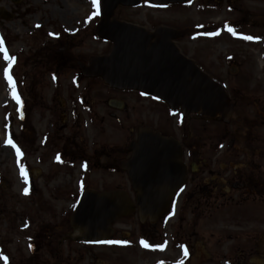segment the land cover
Wrapping results in <instances>:
<instances>
[{"label":"rangeland","instance_id":"374dc122","mask_svg":"<svg viewBox=\"0 0 264 264\" xmlns=\"http://www.w3.org/2000/svg\"><path fill=\"white\" fill-rule=\"evenodd\" d=\"M148 6L144 2L136 9L118 8L115 16L152 27L153 20L145 23ZM0 7L14 15L11 20L0 19V40L8 55L15 57L10 75L21 100L17 104L12 97L3 75L7 62L0 52V264H126L130 260L152 264L155 258L172 254L170 248L165 252L152 248L151 253L142 249V224L135 213L115 226L125 232L115 237H126L127 243L79 244L64 237L71 233L69 217L83 189L115 190L122 184L131 190L126 175L98 162L101 144L114 143L124 149L129 146L132 130L141 125L169 130L174 116L180 115L188 131L195 125L200 128L197 120H189L180 111L176 114L148 96L142 102H132L129 95L108 92L102 80L83 77L79 67L112 48V43L99 39L94 23L86 25L99 16L93 15L91 0H21L17 4L1 0ZM246 7L251 16H264V0H249ZM184 16L193 31L200 26L205 30L180 40L179 45L223 88L231 114L223 123L220 118L201 123L206 129H194L197 133L192 141L202 145L211 139L216 144V139L225 138L224 150L213 152L229 156L231 175L246 177L260 172L264 178V25L234 28L233 35L224 29L223 22L236 23L238 12L219 9L199 13L196 9L185 11ZM157 24L162 23L156 20ZM232 69L236 72L231 73ZM88 87L102 91L98 94V114L106 119L87 126V115L77 99ZM118 97L130 105L119 114L121 123L107 117L111 111L106 100ZM164 109L166 116L161 115ZM139 113L147 118L137 120ZM46 134L52 135V141L46 140ZM7 139L21 155L5 143ZM64 147V156H60L58 152ZM259 183L264 184V179ZM248 188L255 191L249 181ZM144 234L149 244L167 243L166 234L161 238L147 231Z\"/></svg>","mask_w":264,"mask_h":264},{"label":"flooded vegetation","instance_id":"af4514ba","mask_svg":"<svg viewBox=\"0 0 264 264\" xmlns=\"http://www.w3.org/2000/svg\"><path fill=\"white\" fill-rule=\"evenodd\" d=\"M144 2L149 5V14H146L145 23L149 24L153 20L152 27H147L143 24L140 25L132 22L130 19L126 20L120 17H116L117 20L128 23L131 22L139 27L142 26L151 34H157V32L163 28L173 31L172 33L176 34L173 43L179 48L181 54L185 58L191 60L192 58L185 53V49L180 47V40L183 41L187 36L197 35V33H204L205 29L202 30L200 26L193 31V29L189 27V24L185 23V11L198 9L199 13H207L221 9L223 12L229 10L238 12L239 18L237 21H234L236 23H233L231 20L224 21V29L226 26H231L233 29H241L244 26L252 27L253 25H258L257 22H250L252 16L246 7V3L249 2V0H191L165 3L162 5H156L151 2V0H141L140 4ZM118 8L128 9L124 6H119ZM102 16V10H100V14L96 19L97 21L86 22V25L90 26L94 23V27L97 29L98 33L99 24L103 19ZM163 16L166 19L161 21L160 18H163ZM156 20L162 24L156 25ZM201 25H203V23ZM99 39L103 40L107 45L111 44L110 40L102 39L101 37H99ZM109 50L111 51V49ZM110 51H108L106 55H108ZM89 62V64L87 62L84 66L79 67L80 72L83 73V77L86 80L100 79L107 87L108 92L116 91L125 96L129 95V97H132V102L134 101L135 103L136 100L139 102L144 101L148 96L138 91L117 89L109 86L100 76L97 77L90 72L92 63L91 60ZM99 92L102 91H100V89L97 90L95 87H88L78 95L79 97L77 100L82 110L87 115V126L90 123H95L96 121L102 122L100 120L104 121L106 119L104 115L99 116L98 114ZM76 104L75 99L73 102L74 108H76ZM139 104L144 106L145 103ZM166 105L172 112H176V114L180 111L184 114V117H187L189 120L191 118L196 119L200 128L195 125V131L197 129L199 130L198 132H201V130L206 129V127H201L203 126L201 123H206L208 119L202 114L188 115L181 109L174 110L168 104ZM106 106H108L111 111L107 114V117H109L110 120L112 119L117 121V123H121L123 117L119 114L125 111L130 105L129 102L125 101L124 97H118L107 99ZM161 115L166 116L167 110L164 109V111H161ZM145 118H147L145 114L137 116V120H143ZM25 120L26 119L22 121ZM173 121V126L169 130L150 127H152L155 132L158 131L163 137L174 138L180 143L183 148L182 158L187 169V179L184 186H182L174 196L171 207L165 213L161 214L160 218L155 223L146 222L142 224L140 222L142 224V226H140V240L144 239L148 242V240L144 238V233L146 231L149 234L155 233L158 235L157 238H161L166 234L167 243L163 244L164 248L162 251H169V248L170 251H174L168 256L155 258L152 264H161V262L162 264H181V262L182 264H264V184L259 183L264 178L261 177L260 172L258 174L251 173L253 177L249 178L248 176L251 174H248L246 177L236 176L234 178L233 175H231L233 170L230 166L229 156H223L213 152L214 150H218V152L224 150L226 146L224 143L225 138L222 140L216 139L218 141L216 144H213V141L210 139L206 144L200 145L198 142L192 141L197 132H195L194 129H188L187 131V127L180 119V115H175ZM220 121L223 123L225 120L220 119ZM145 126L149 125L145 124ZM145 126L141 125L139 128ZM139 128L136 131L135 129L132 130L129 146L124 149H120L118 145L114 143L112 145L101 144L99 146L101 154L98 162L100 165L105 168H111L112 171L117 170V172H122L124 176H127L129 183H131L129 174L122 170V163L132 156V152L129 148L131 143L138 141ZM45 136L46 140L49 139L52 141V135L49 136V134H46ZM65 149V147L61 148L58 152L60 156L63 155L61 151ZM97 158L98 157L95 156V159ZM247 179L253 184L255 191L253 189H247ZM85 189L96 188L86 187ZM115 189L127 192L133 200H136L138 196V192L134 191L132 183L130 191L122 184H119ZM257 189L260 190L258 191ZM235 196L236 199H233ZM176 203L177 205L175 206ZM134 213L137 215V212ZM121 219L125 218H118L116 220L112 225L113 233L106 241H113L114 239H120V241L128 240L126 237H115L117 234H125L124 231H118V229L115 228L118 223L117 221ZM70 230L71 233L65 234L64 238L77 243L74 240V238L78 237L77 232L71 227V224ZM129 234H131V232H129ZM158 244H160V242H158ZM181 245L187 250L188 255L186 257ZM142 249L145 248L142 247ZM146 250L148 253L153 251L152 248ZM111 259L114 260L113 255ZM130 261L131 262H127L126 264H135V261ZM108 264H114V262L109 261Z\"/></svg>","mask_w":264,"mask_h":264},{"label":"water","instance_id":"95a60500","mask_svg":"<svg viewBox=\"0 0 264 264\" xmlns=\"http://www.w3.org/2000/svg\"><path fill=\"white\" fill-rule=\"evenodd\" d=\"M20 1L13 0L16 4ZM139 2L101 0L104 19L99 25L100 34L114 44L109 56L92 61L90 72L114 88L156 96L173 108L181 107L186 114L201 112L211 118L219 115L223 105L228 107L225 91L180 53L172 42L175 35L171 30L158 31V38L153 40L155 35L142 27L111 21L119 5L137 6ZM12 17L0 8V19L7 21ZM251 21L263 25L264 17H252ZM138 138L130 145L131 158L122 163V170L128 172L133 189L138 192L135 202L127 192L118 189L84 191L70 217L71 227L80 233L75 241H105L113 233L112 224L136 210L142 223L156 222L186 182L180 143L149 126L140 128Z\"/></svg>","mask_w":264,"mask_h":264},{"label":"snow or ice","instance_id":"6c2138e0","mask_svg":"<svg viewBox=\"0 0 264 264\" xmlns=\"http://www.w3.org/2000/svg\"><path fill=\"white\" fill-rule=\"evenodd\" d=\"M91 4H92V7L95 9L93 15H99L100 14V0H91ZM226 30L231 34L236 35L235 30L233 28L226 26ZM211 34L214 35L215 33H211ZM241 38L244 40H253L254 39V37H252V36H242ZM0 52L3 53V58L7 62V67L3 68L4 78H5V80L8 81V83L10 85V88L12 90L13 99L16 101L17 104H20L21 100L15 92L14 82L12 80V76L10 75V69L12 67L13 62L15 61V57L8 55L7 50L4 48V44H3L2 40H0ZM5 143L11 145V147L16 150L17 155H21L20 149L13 143V141L11 139H7L5 141ZM21 175L24 177L25 183H27V174L25 173L23 166H21ZM25 191H27V189H25ZM105 243L122 244V243H127V241H105ZM139 243H140V246L145 248V249L155 248V249L163 250V248H164L163 244H155V245L149 244L144 239H141L139 241ZM181 248L183 249L184 255L186 257L188 255L187 250L184 249L183 245H181ZM0 259H2V257H0ZM161 264H162V262H161ZM181 264H182V262H181Z\"/></svg>","mask_w":264,"mask_h":264},{"label":"bare ground","instance_id":"6f19581e","mask_svg":"<svg viewBox=\"0 0 264 264\" xmlns=\"http://www.w3.org/2000/svg\"><path fill=\"white\" fill-rule=\"evenodd\" d=\"M228 113H229V112H228L227 106L225 107V106L223 105L222 108H221V111H220L219 115L229 117L230 114H228ZM4 152H5L6 154H8V153H9V150L6 148V149L4 150Z\"/></svg>","mask_w":264,"mask_h":264}]
</instances>
